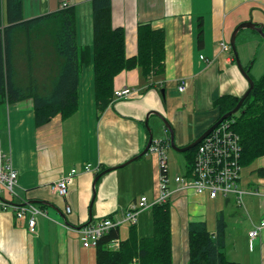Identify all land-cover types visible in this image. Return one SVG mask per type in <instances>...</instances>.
Here are the masks:
<instances>
[{
    "label": "crops",
    "instance_id": "1",
    "mask_svg": "<svg viewBox=\"0 0 264 264\" xmlns=\"http://www.w3.org/2000/svg\"><path fill=\"white\" fill-rule=\"evenodd\" d=\"M90 2L22 0L23 19L57 12L66 3L76 10L77 45L91 47ZM110 2L112 26L124 29L127 58L137 52L138 25L149 24L164 31V72L144 79L138 69L122 71L114 78L113 90L129 88L135 94L113 100L100 114L96 109L90 62L80 72L78 111L66 120L55 117L41 127L35 126L31 99L0 105V148L17 173L18 195L11 199L2 193L0 201L15 205L40 201L33 205L45 214L36 217V232L32 234L27 228V216L17 218L13 208H0V264H95V251L82 246L77 229L108 218L117 225L120 235L121 227L129 224L124 222L129 206L141 196L150 203L159 196L160 156L149 150L132 163L102 175L94 185L93 201L96 174L83 172L82 167L90 165L102 172L138 156L147 144L149 134L144 122L149 112H157L170 124L176 146H187L217 121L219 113L213 102L218 97L225 94L241 97L248 88L231 50L221 51L219 43L229 44L232 31L241 23L251 21L262 25L264 31V0ZM1 8L4 12L5 0H1ZM199 18L203 24L202 47L196 44ZM44 73L42 69L37 74ZM181 80L186 82L184 92L177 89ZM148 126L154 141L169 142V132L157 116H148ZM168 150L171 148L166 146L165 154ZM251 166L245 180L240 174L239 187L246 192L255 188L264 190V156ZM73 168L78 172L70 179L66 196L51 193L50 186ZM205 200L184 193L170 197L173 264H187V226L193 221H205ZM223 201L226 208L230 205L229 208L241 210L233 198ZM243 201L252 209L255 220H250L246 234L233 230L231 225L227 229L226 225L225 242L228 234H238L244 240L240 247L238 242L234 243L236 248L232 252L241 258L235 262L264 264V231L253 241L251 249L247 236L252 224L264 219V200L246 194ZM150 211L137 216L135 226L140 237L151 234ZM220 213L225 221L223 210L216 218ZM227 249L226 244V256Z\"/></svg>",
    "mask_w": 264,
    "mask_h": 264
},
{
    "label": "trees",
    "instance_id": "2",
    "mask_svg": "<svg viewBox=\"0 0 264 264\" xmlns=\"http://www.w3.org/2000/svg\"><path fill=\"white\" fill-rule=\"evenodd\" d=\"M90 9L92 45L79 47L74 7L24 20L22 0H5L4 12L0 0V105L31 99L35 126L41 127L55 117L66 120L78 111L80 72L90 62L96 109L100 114L112 103L113 81L122 71L138 69L144 79L163 74L162 29L138 25L137 52L127 58L124 29L112 26L110 0H91ZM196 44L203 45L201 18L197 21ZM42 69L45 73L39 76L38 70ZM248 74L254 86L240 110L227 121L239 138L241 169L264 156V73L258 79L250 71ZM239 99L230 94L218 97L213 102L218 119L233 110ZM195 152L193 148L184 153L185 175L192 171ZM150 210L149 236L140 237L136 226L130 225L127 237L122 240L118 228L110 229L97 242L95 264H173L169 202L154 205ZM225 227L221 213L215 220L214 232L207 229L205 221L190 222L187 264H240L226 256ZM115 241L119 245L112 248Z\"/></svg>",
    "mask_w": 264,
    "mask_h": 264
},
{
    "label": "built area",
    "instance_id": "3",
    "mask_svg": "<svg viewBox=\"0 0 264 264\" xmlns=\"http://www.w3.org/2000/svg\"><path fill=\"white\" fill-rule=\"evenodd\" d=\"M66 3L60 6V9H66ZM221 51H227L228 45L221 41L219 43ZM178 91L184 92L186 82L181 80L178 85ZM135 92L129 88L114 91L115 100L127 99ZM166 142L163 140L153 141L149 150L160 156V180L158 184L159 196L153 202H148L147 198L141 196L132 203L124 213V222L135 225L137 216L152 208L154 205L168 202L175 193L193 194L197 197L214 200L216 198L228 199L232 197L237 206L244 208L243 196L253 195L259 199H264V190L253 189L246 192L239 187L241 166L240 153L241 147L238 136L230 128L227 121L219 124L212 132L205 137L197 146L194 157V165L189 175L175 176L173 180L169 177L165 157ZM98 167L84 165L83 172H98ZM77 169L73 168L68 175L61 177L50 186L51 193L64 197L67 194L70 179L77 174ZM173 185V187H172ZM17 173L12 168L10 162L6 159L0 148V194L4 193L12 198H17ZM8 207L14 209L17 218H26L27 228L32 234L36 232V217L45 216L35 205L24 203V205H10L0 201V208L6 210ZM69 212V208H67ZM117 225L110 219L105 218L94 225L85 226L77 230L81 236L82 246L84 248H95L99 239L108 233ZM264 231V219L258 224H252L248 232L249 247L256 240L261 232ZM118 241L111 246L117 248Z\"/></svg>",
    "mask_w": 264,
    "mask_h": 264
},
{
    "label": "rangeland",
    "instance_id": "4",
    "mask_svg": "<svg viewBox=\"0 0 264 264\" xmlns=\"http://www.w3.org/2000/svg\"><path fill=\"white\" fill-rule=\"evenodd\" d=\"M236 50L238 52V56L242 65H250V75L254 79H258L260 75L264 73V39L256 34L254 31L250 29H244L241 31L239 36L235 40ZM166 155V163L168 168V174L171 180L175 176H180L183 174V170L185 169L186 160L184 153H176L173 150H168ZM253 166L244 168L241 171L242 177L245 180L247 175L250 174V170ZM242 180V183L243 181ZM219 197L217 201H212L209 199L205 200L204 203V220L207 225V229L209 231H213L215 227V220L216 216L220 211H224L225 215V222L227 225V229H229L230 225L233 230L238 229L245 232L250 227V220H255L253 216V211L250 209L247 204L243 201L244 208L239 209H232L226 208L224 203V199ZM259 199V198H258ZM264 200V199H259ZM232 219V220H230ZM130 224L124 225L121 227L120 237L123 240L127 237V228ZM180 239V235H179ZM241 240H244L243 237L240 238L238 234L232 233L228 234L226 237V244H227V257L229 260L232 261H241L239 256H236L235 253L232 251L235 250L236 246H234L235 242H238V247H240ZM247 248V246H246ZM90 252L94 253V248L88 249Z\"/></svg>",
    "mask_w": 264,
    "mask_h": 264
},
{
    "label": "water",
    "instance_id": "5",
    "mask_svg": "<svg viewBox=\"0 0 264 264\" xmlns=\"http://www.w3.org/2000/svg\"><path fill=\"white\" fill-rule=\"evenodd\" d=\"M262 25H257V24H254L252 23L251 21L249 22H245V23H241L239 24L231 33L230 35V39H229V46H230V49H231V52L233 54V57H234V61H235V64L240 72V74L242 75V77L246 80L247 84H248V88L247 90L243 93V95L240 97L238 103L236 104V106L234 107L233 110H231L230 112L226 113L225 115H223L221 118H219L213 125H211L207 130H205L196 140H194L192 143H190L189 145L187 146H184V147H178L176 146L175 142H174V137H173V133H172V129L170 127V124L160 115L158 114L157 112H149L146 116V119H145V122H144V126L149 134L148 136V140H147V144L144 148V150L136 157L132 158L131 160H129L128 162H126L125 164H122V165H119L117 167H113V168H109L107 170H104L102 172H100L94 179L93 181V184H92V193H93V198H92V201L94 199V196H95V190H94V185L96 184V182L99 180V178L104 175L105 173L107 172H110L112 170H115V169H120L130 163H132L133 161L137 160L138 158L142 157L143 155L147 154L148 152V149L152 143V140H153V134L148 126V116L150 114H153L155 116H157L160 121L162 122L164 128L166 129V131L169 132V145H170V148L171 150H173L174 152L176 153H185L193 148H195L207 135H209L212 130H214L220 123H222L223 121L227 120L228 118H230L231 116H233L234 114H236L243 102L245 101V99L248 97V95L250 94L253 86H254V83L252 81V79L250 78L248 72L250 71V68L249 66H251V64L247 67V69H244L243 65L241 64L240 62V59H239V56H238V52L236 50V46H235V40H236V36L238 34V32L240 30H243V29H250L252 31H255L257 34H259L263 39H264V31L262 29ZM29 204H37V203H42L40 201H31V202H28ZM24 205V204H22Z\"/></svg>",
    "mask_w": 264,
    "mask_h": 264
}]
</instances>
